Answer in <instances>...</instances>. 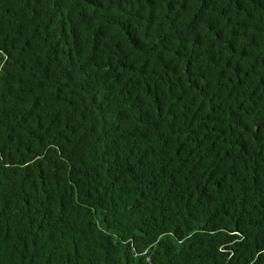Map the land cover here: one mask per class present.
<instances>
[{"label": "trees", "instance_id": "1", "mask_svg": "<svg viewBox=\"0 0 264 264\" xmlns=\"http://www.w3.org/2000/svg\"><path fill=\"white\" fill-rule=\"evenodd\" d=\"M0 264H264V0H0Z\"/></svg>", "mask_w": 264, "mask_h": 264}]
</instances>
